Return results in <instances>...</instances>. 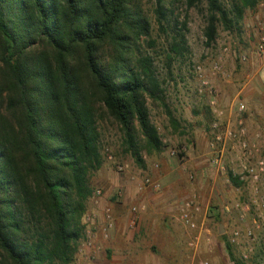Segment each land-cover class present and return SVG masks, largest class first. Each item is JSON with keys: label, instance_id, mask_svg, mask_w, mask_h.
Instances as JSON below:
<instances>
[{"label": "trees", "instance_id": "obj_1", "mask_svg": "<svg viewBox=\"0 0 264 264\" xmlns=\"http://www.w3.org/2000/svg\"><path fill=\"white\" fill-rule=\"evenodd\" d=\"M201 1L183 0L188 10ZM139 2L0 0V264L73 262L90 176L103 164L98 105L122 129L138 166L144 162L135 125L145 150H161L146 96L164 106V91L152 59L133 50L149 32ZM154 2L156 25L165 33L164 0ZM206 3L207 46L218 23L239 27L245 11L258 5L231 0L226 10L222 0ZM186 24L174 17L168 63L188 54ZM227 250L235 264H245Z\"/></svg>", "mask_w": 264, "mask_h": 264}, {"label": "rangeland", "instance_id": "obj_2", "mask_svg": "<svg viewBox=\"0 0 264 264\" xmlns=\"http://www.w3.org/2000/svg\"><path fill=\"white\" fill-rule=\"evenodd\" d=\"M222 2L231 9V0ZM257 4L245 11L239 27L226 30L218 23L217 36L207 46L206 0L189 10L183 0H164L165 33L156 25L154 0H140L149 32L133 50L135 57L152 59L164 91V106L146 96L149 119L162 148L145 150L135 125L144 162L143 168L138 166L127 152L122 129L98 105L103 164L90 176L92 195L71 264L96 256L99 243L108 241L103 237L106 216L111 217L112 227H119L128 216L127 229L134 232L144 211L146 232L133 235L141 264L147 254L164 264H235L227 248L245 264H264V77L257 73L256 48H249L256 44L252 34L264 12V0ZM174 17L178 22L186 20L188 54L168 63ZM118 165L123 172L117 171ZM229 175L239 187L232 185ZM105 195L108 202L101 207L100 222L97 201ZM87 242L92 243L90 248L84 246Z\"/></svg>", "mask_w": 264, "mask_h": 264}, {"label": "crops", "instance_id": "obj_3", "mask_svg": "<svg viewBox=\"0 0 264 264\" xmlns=\"http://www.w3.org/2000/svg\"><path fill=\"white\" fill-rule=\"evenodd\" d=\"M249 36V34H248ZM253 40L250 39V37L247 39L245 42L249 46V42L252 41V43L256 42V44L253 46V44L249 47L253 50V48H256L257 42H258V36H259V30L258 28H254L253 31ZM251 43V42H250ZM247 47V46H246ZM245 48V47H244ZM253 58L256 60V68H257V73L260 72V77L263 78V71L261 69H264V56H260L257 53V48L256 51L254 52ZM254 65V64H253ZM255 66V65H254ZM248 78V77H247ZM259 78V77H258ZM253 78L251 77V80ZM107 196H103L102 199H99L97 201L98 204V209L97 211L94 209V211L97 212L99 216L100 222H102V216H101V211L104 209L101 208L103 204L107 203ZM112 208V207H111ZM113 209V208H112ZM111 209H108L110 212ZM116 212V211H115ZM145 212V211H144ZM140 212V222L138 228L135 230L137 231V234L144 235L146 232L145 229H147V223L144 220L143 213ZM96 214L92 213L90 216L94 217ZM125 216V215H124ZM128 217V216H127ZM126 218H124V221L122 220V223L119 224V227H112L111 232H108V241L104 243L100 242V251L97 250L96 256L95 253L93 257H83L78 259V264H141V261L139 260V254L137 244L135 243V237L133 236L135 231H128L127 226L128 223L126 221ZM113 223V222H112ZM127 223V226H126ZM119 230V231H118ZM121 236H120V234ZM104 243V244H103ZM99 247V246H98ZM108 249V250H105ZM146 262H142V264H164L162 261L156 256V255H148L144 257Z\"/></svg>", "mask_w": 264, "mask_h": 264}, {"label": "built area", "instance_id": "obj_4", "mask_svg": "<svg viewBox=\"0 0 264 264\" xmlns=\"http://www.w3.org/2000/svg\"><path fill=\"white\" fill-rule=\"evenodd\" d=\"M263 5L260 4V7H262ZM257 28L259 30V36H258V42H257V53L260 55V56H264V12L261 14L260 18H259V21H258V24H257ZM217 68V67H216ZM241 108H243V106H241ZM172 155L174 154V152L171 153ZM108 160L112 161L113 158L112 156H108ZM117 171L118 172H123L124 168L120 165H118L117 167ZM97 195L99 196L100 193L97 192ZM135 211V210H134ZM135 223V220H131L130 221V226H133V224ZM105 229L103 230V237L104 238H107L108 237V231L112 228L113 226V223H112V220H111V217L108 215L106 216V225H105ZM91 244L92 243H85L84 246L86 247H91ZM88 248V249H89ZM96 250H99V248L96 247ZM207 264V263H205Z\"/></svg>", "mask_w": 264, "mask_h": 264}, {"label": "water", "instance_id": "obj_5", "mask_svg": "<svg viewBox=\"0 0 264 264\" xmlns=\"http://www.w3.org/2000/svg\"><path fill=\"white\" fill-rule=\"evenodd\" d=\"M220 233H222V231L220 230Z\"/></svg>", "mask_w": 264, "mask_h": 264}]
</instances>
